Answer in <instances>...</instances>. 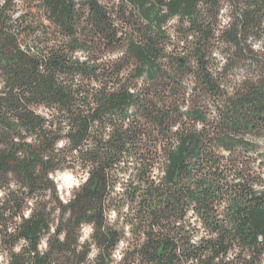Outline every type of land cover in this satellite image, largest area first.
Masks as SVG:
<instances>
[{
    "label": "trees",
    "instance_id": "obj_1",
    "mask_svg": "<svg viewBox=\"0 0 264 264\" xmlns=\"http://www.w3.org/2000/svg\"><path fill=\"white\" fill-rule=\"evenodd\" d=\"M0 258L264 264V0H0Z\"/></svg>",
    "mask_w": 264,
    "mask_h": 264
},
{
    "label": "rangeland",
    "instance_id": "obj_2",
    "mask_svg": "<svg viewBox=\"0 0 264 264\" xmlns=\"http://www.w3.org/2000/svg\"><path fill=\"white\" fill-rule=\"evenodd\" d=\"M54 179L57 185L58 194L63 200L67 199L71 195L73 188L80 182L79 176L71 171L58 172L54 175ZM87 233L88 228L85 227L83 230L84 237ZM1 262L2 259L0 258V263Z\"/></svg>",
    "mask_w": 264,
    "mask_h": 264
}]
</instances>
